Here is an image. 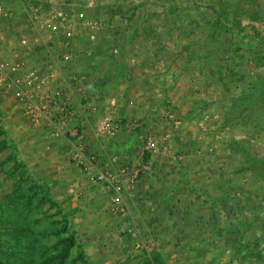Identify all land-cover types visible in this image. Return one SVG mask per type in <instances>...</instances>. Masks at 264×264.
Instances as JSON below:
<instances>
[{
  "label": "rangeland",
  "instance_id": "rangeland-1",
  "mask_svg": "<svg viewBox=\"0 0 264 264\" xmlns=\"http://www.w3.org/2000/svg\"><path fill=\"white\" fill-rule=\"evenodd\" d=\"M14 1L0 0L12 13L9 18L0 16V34L6 32L16 41L12 26L19 13ZM106 1V18L119 11L122 16L124 8L146 10L155 5L157 11L140 16L156 25L149 29L151 34L162 28L170 56L184 66L182 81L195 88L186 95L187 104L197 105L194 117L200 126L191 132L194 143L185 138L178 157L171 150L174 164L158 173L174 177L167 183L175 187L156 219L145 222L136 209L151 214L159 191L149 189L142 198L138 185L151 170L150 154L168 136L161 132L179 123L171 101L157 109L153 123H138L145 126L143 144L139 158L128 165L140 169L139 178L115 202L112 191L92 173L86 177L97 184L96 191L74 185L85 177L71 170L74 183L68 185V165L86 173L72 159L75 149L90 151L77 142L68 153L64 127L62 135L54 136L48 121L32 123L13 96L0 90V264H162L159 252L151 248L171 242L182 243V248L198 243L197 249L209 253L204 264L216 257L264 264V0ZM137 13L128 19L135 20ZM10 52L0 39L1 55L10 57ZM54 62L40 61L42 67L50 65L49 70L68 67L61 54ZM150 135L156 143L148 151ZM202 213L216 221L225 215L224 224L218 221L213 234L166 235L175 224L177 229L192 227L186 217ZM156 223L163 225L165 235L156 233ZM148 225L155 232L152 237ZM223 225L226 231L219 229Z\"/></svg>",
  "mask_w": 264,
  "mask_h": 264
},
{
  "label": "crops",
  "instance_id": "crops-1",
  "mask_svg": "<svg viewBox=\"0 0 264 264\" xmlns=\"http://www.w3.org/2000/svg\"><path fill=\"white\" fill-rule=\"evenodd\" d=\"M65 1L68 4L62 6L68 14L72 9H74L73 12L79 9L78 5H72L74 2L81 3L85 0ZM52 2L53 0H15L14 3L17 5L15 8L19 15L15 18V22L16 20L17 22L13 24V29H10L16 33V41L9 39V34L6 32L3 36L0 34V39L8 44L11 51L10 56H14L15 51V58L22 61L25 67L39 69L51 88L65 87L71 94V114L68 117V122L64 125L65 134L68 136V153L71 152L75 143L81 142L88 151L98 154L102 166L123 161L133 164L139 158V151H141L145 135V126L141 127L138 123L148 125L153 123L158 108L164 107V104L169 101L180 114L177 117L178 122L181 121V125L177 123L174 129L166 128L161 132V134L166 132L168 136L150 154L148 160L151 170L140 180L138 185L137 195L142 198L149 189L154 193L159 191V195L157 196L158 202L154 203L151 214L149 212L142 214L140 210L136 209V216L145 222L149 218L156 219V213L167 204L165 202L166 197L169 196L167 194L171 193V189L175 187L167 183L174 177L160 176L158 171H162L164 167L165 170H168L170 163L174 164L169 156L175 155L176 157L183 152L180 148L184 144L185 138H191V145H193L195 136L191 132L194 133L197 129L196 126H200L194 117L197 105L192 101L186 103V100L188 101L186 95L188 92L193 93L195 88H190L182 81L186 75L184 66L179 65L178 61L174 62L172 59L174 55L170 56L169 44L168 41L163 40L165 36H163L162 28L160 27V31L155 32L156 34H151L149 29L152 31L156 25L152 21L149 22L147 17L140 16L141 12H153V8L157 11L155 5L147 6L146 10H140L137 6L124 8L122 9L123 17L119 11L117 15L112 13L110 17L106 18L103 13L108 12L105 0L101 5L86 10L89 18L100 23L98 24L99 29H87L84 32L76 30L74 37L67 42L62 33L51 34L42 31L39 25L31 23L27 19L29 5L40 4L46 9L51 6ZM134 12H138L133 15L136 19L129 20ZM11 16L12 13L8 18ZM122 18L124 20H121ZM160 26L162 25L160 24ZM143 32L146 33L142 36ZM22 37L26 38L27 43L24 46H19V39ZM125 44H127L126 47H124ZM62 53L70 55L68 67L63 68L64 71L47 69L50 65L42 67L43 62L40 63V61H51L56 64L54 61ZM156 101L158 103L154 105ZM103 123H117L119 129L114 136L109 135L106 130H100ZM61 139L64 141V138ZM171 150H174L173 152L176 154L171 155ZM63 152L64 149L59 151V153ZM174 169L178 171L179 164ZM70 170L77 177L86 179L74 183L69 174ZM79 171L77 167L68 165V185L70 182L76 186L80 185V187L89 186L88 188L96 191L97 184H90L86 177L88 174L78 173ZM88 183L89 185H87ZM160 193L162 194L160 195ZM134 206L137 207V205ZM159 216L161 217V215ZM192 216H187L185 219L187 222L193 221L192 227L184 226L182 229H177L175 224L172 225L171 230L166 231V235L183 233L186 236H195L197 232L203 235L213 234L211 231L217 227L216 223L222 220L224 224L223 219L226 218L225 215H220L221 217L216 221L215 217L205 213ZM156 224L154 227L156 233L165 235V232H162L163 225ZM219 229L226 231L227 228L223 225ZM147 230L151 237L155 234L149 230V225ZM170 244L166 247L156 243L155 247L151 248L153 253L159 252L162 264H204L203 261L209 254L204 248L197 249L194 245L198 243L195 242H192L194 245L191 248L185 246L182 248L183 244L179 242ZM210 264H236V262L216 257ZM238 264H242V262Z\"/></svg>",
  "mask_w": 264,
  "mask_h": 264
},
{
  "label": "built area",
  "instance_id": "built-area-1",
  "mask_svg": "<svg viewBox=\"0 0 264 264\" xmlns=\"http://www.w3.org/2000/svg\"><path fill=\"white\" fill-rule=\"evenodd\" d=\"M74 2V1H72ZM104 0H85L84 2H74L72 5L79 6V9H72L66 13L62 5H67L64 0H53L48 8H43L40 4L29 5L27 19L39 28L49 33H62L65 41L68 42L74 37L76 30L86 31L98 27V22L87 16L86 10L101 5ZM11 15L0 2V16L7 18ZM97 26V27H96ZM26 38L19 39V46L26 45ZM17 49V47H16ZM16 54V52L14 51ZM14 56L4 57L0 53V90L10 93L19 104L23 114L34 124L46 120L53 128V135L63 134L62 127L68 122L71 114L72 96L65 87L51 88L46 77L37 68H27ZM68 53H62L61 57L67 62L70 57ZM164 114L166 112H162ZM119 129L117 123H103L100 130H106L109 135H114ZM145 148L151 151L155 147V140L150 135L147 136ZM75 165L86 173H92L95 181H98L109 188L113 195L111 199L118 202L124 191L132 189L139 178L140 169L133 168L130 163H110L102 167L98 154L85 152L76 148L73 153ZM147 165H144V168ZM142 170V169H141Z\"/></svg>",
  "mask_w": 264,
  "mask_h": 264
}]
</instances>
